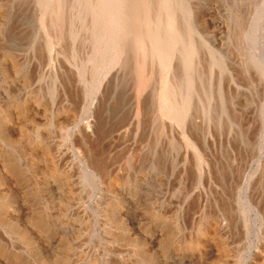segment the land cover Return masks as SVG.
Returning a JSON list of instances; mask_svg holds the SVG:
<instances>
[{
	"label": "rangeland",
	"instance_id": "rangeland-1",
	"mask_svg": "<svg viewBox=\"0 0 264 264\" xmlns=\"http://www.w3.org/2000/svg\"><path fill=\"white\" fill-rule=\"evenodd\" d=\"M64 1L0 0V264H264V0Z\"/></svg>",
	"mask_w": 264,
	"mask_h": 264
},
{
	"label": "bare ground",
	"instance_id": "bare-ground-1",
	"mask_svg": "<svg viewBox=\"0 0 264 264\" xmlns=\"http://www.w3.org/2000/svg\"><path fill=\"white\" fill-rule=\"evenodd\" d=\"M57 1V0H56ZM64 1V0H63ZM77 1H79V0H77ZM76 0L74 1V2H72V4L73 3H76L77 2ZM82 1V0H81ZM93 1V0H92ZM95 1V0H94ZM97 1L98 0H96V3H97ZM102 1H104V0H102ZM102 1H100V2H102ZM144 1V0H143ZM142 1V2H143ZM146 1V0H145ZM161 1V0H160ZM64 2H66V1H64ZM88 2V1H87ZM99 2V3H100ZM120 0H110V2H109V6H107V5H105L104 4V6H101L100 4H96L94 7H92V9L90 10L91 12V14H93L94 16H98L99 18V20L100 19H102V17H106L105 16V12H106V9H109V10H112L113 12H114V17H115V20H114V26H110V24H109V26H107V27H109V29H107V27H104L105 25H102V23H101V25L103 26L102 28H98L97 26H99V22L98 21H96V22H98V25L95 27V29H94V35H95V38L98 40V39H101L102 37H104L105 38V36L106 35H109V38H108V40H110V34L112 33V31H113V29L114 28H116V22L115 21H117V25H120V23H122L124 20L122 19V18H124V17H122V18H119V20H118V18H117V15H119L118 17H120L121 15L123 16V14H124V12H123V14H121L120 13V8L117 6V5H119L120 3ZM150 2V1H149ZM159 2V1H158ZM162 2H164V1H162ZM61 3H63V2H61ZM91 4H88V5H92V2H90ZM95 3V2H94ZM94 3H93V5H94ZM104 3V2H103ZM106 3H108V0H107V2ZM126 3H128V0H126ZM125 3V4H126ZM148 3V2H147ZM161 3V2H160ZM123 4V3H122ZM76 5V4H75ZM77 5H78V2H77ZM87 5V6H88ZM124 5V4H123ZM122 5V6H123ZM162 5V4H161ZM86 6V7H87ZM144 6H146V4L144 5ZM159 6H160V4H159ZM121 7V6H120ZM158 7V6H157ZM71 8V7H70ZM89 8V7H88ZM142 8V7H141ZM74 9V8H73ZM90 9V8H89ZM147 9H148V7H147ZM159 9V8H158ZM68 10V9H67ZM124 9H122L121 11H123ZM127 10V9H126ZM125 10V11H126ZM144 10V9H143ZM142 10V11H143ZM108 12V11H107ZM127 12V11H126ZM144 12V11H143ZM142 12V13H143ZM149 13V12H148ZM152 13V12H151ZM171 13V12H170ZM169 12L166 14V18L164 19L165 20V23L164 24H166V25H168V26H172V27H175V26H173V23L175 22H173V18H172V16H171V14H170ZM107 14V13H106ZM126 14V13H125ZM124 14V15H125ZM141 14V13H140ZM92 15V16H93ZM142 15V14H141ZM150 15V14H149ZM152 15V14H151ZM91 16V15H90ZM91 16V17H92ZM100 16H102V17H100ZM108 16V15H107ZM126 16H129V15H126ZM158 16V15H157ZM161 16V15H160ZM109 17V16H108ZM113 17V16H112ZM174 17V16H173ZM41 18V17H40ZM96 18V17H95ZM142 19H143V21L145 22V23H148L151 19L149 18V16L147 15V13L146 14H144L142 17H141ZM153 18V17H152ZM155 18V17H154ZM97 19V18H96ZM106 19V18H105ZM93 20H94V18H93ZM112 20V19H111ZM127 20H128V18L125 20V22L127 23V24H129L128 22H127ZM131 20V19H130ZM157 20V19H156ZM152 21L151 22V24H153V23H155V27H153L152 26V28H155L154 30H152V31H149L148 33H149V35L150 34H152V36H155V39L156 40H154V44L155 45H151V47H152V49L154 50L155 48H157L158 46H162V45H164V44H168L169 43V41H177L176 39H174V36L176 35L175 34V28H173V30L171 29V31H169L168 33H170L169 35H170V39H167V38H165L164 36L162 37V36H160V34H161V32H163V30H166V28L165 27H163L164 26V24H162L161 22H159V21ZM164 20H163V22H164ZM175 20V19H174ZM61 21V20H60ZM65 21V20H64ZM113 21V20H112ZM95 22V23H96ZM106 22V21H105ZM124 22V23H125ZM177 22V21H176ZM111 23V22H110ZM125 23V24H126ZM63 24V23H62ZM107 24V23H106ZM131 24V23H130ZM52 25V24H51ZM63 25H65V24H63ZM94 25V24H93ZM123 25V24H122ZM121 25V26H122ZM154 25V24H153ZM95 26V25H94ZM93 26V27H94ZM137 26V25H136ZM136 26H135V28H136ZM114 27V28H113ZM123 27V26H122ZM130 27V26H129ZM129 27L127 28V31H128V29H129ZM163 27V30L161 29ZM177 27H178V25H177ZM51 28V27H50ZM131 29H132V27H130ZM139 28V27H138ZM165 28V29H164ZM59 29V28H58ZM69 29V28H68ZM96 29H98V30H96ZM117 29V31H118V28H116ZM126 29V28H125ZM125 29H123V30H125ZM170 29V28H169ZM180 29V28H179ZM178 29V30H179ZM71 30H72V28H71ZM138 30V29H137ZM181 30V29H180ZM62 31V30H61ZM131 31V30H130ZM57 32H58V30H57ZM178 32V31H177ZM60 33V32H59ZM126 33V32H125ZM179 33V32H178ZM147 33H145V35H146ZM61 35V34H60ZM112 35V34H111ZM117 35V34H116ZM119 35V34H118ZM180 35V34H179ZM152 36H150L151 38H152ZM59 37V36H58ZM111 37H113V36H111ZM116 37V36H115ZM115 37H113V38H115ZM119 37V36H118ZM122 37V36H121ZM120 38V37H119ZM112 40V39H111ZM116 40H117V38H116ZM119 40V39H118ZM152 40V39H151ZM116 42V41H115ZM118 45V44H117ZM167 46V45H166ZM110 49V48H109ZM162 49V48H161ZM166 49V48H165ZM153 50H151V51H153ZM156 51V50H155ZM106 54V53H105ZM151 54V53H150ZM160 54V53H159ZM93 56V55H92ZM111 61H112V59H110ZM166 60V59H165ZM106 62V61H105ZM113 62V61H112ZM166 63V62H165ZM139 64V63H138ZM143 65V64H142ZM142 65L140 66V68H141V72L143 73V69H142ZM167 69V68H166ZM141 74V73H140ZM142 75V74H141ZM141 78H143V77H141ZM143 81H144V78H143ZM166 97H167V95H166ZM164 99H166L165 98V96H163V100ZM168 99V98H167ZM173 99V98H172ZM162 100V101H163ZM161 101V102H162ZM173 104V103H172ZM165 107H166V105H165ZM173 107H175V105H173ZM183 107V106H182ZM168 108V107H167ZM171 108V107H170ZM180 109V108H179ZM177 111V110H176ZM181 111V110H180ZM173 114H175V112L173 113ZM176 114H178V113H176ZM181 119V118H180ZM178 121V120H177ZM184 137V136H183ZM187 138V137H186ZM191 146H193V145H191ZM96 157V156H95ZM95 159V158H94ZM92 164H94V163H92ZM11 165V164H10ZM95 165H96V163H95ZM103 165V164H102ZM101 165V166H102ZM12 166V165H11ZM98 167V166H97ZM98 168H100V167H98ZM103 168V167H102ZM10 169H11V167H10ZM13 169V168H12ZM101 169V168H100ZM99 169V170H100ZM104 169V168H103ZM89 175H90V173H89ZM93 175V174H92ZM17 176V175H16ZM2 177V176H1ZM15 177V176H14ZM110 182H111V180H109ZM109 182V183H110ZM0 187H1V184H0ZM109 187V186H108ZM125 189H127V188H125ZM124 189V190H125ZM116 191V190H115ZM122 191V190H121ZM127 191V190H126ZM112 192V191H111ZM118 193H119V191H118ZM117 193V194H118ZM125 193V192H124ZM120 194L122 195V192H120ZM126 194V193H125ZM120 196V195H119ZM131 196V195H130ZM124 197H125V195H124ZM134 197V196H133ZM115 198V197H114ZM116 198H117V195H116ZM131 198V197H130ZM125 199V201L127 202L128 200H129V198H128V200H126V197L124 198ZM131 199H133V198H131ZM112 200V199H111ZM124 201V200H123ZM132 202V201H131ZM110 203V202H109ZM119 203H121V202H119ZM136 203V202H135ZM112 204V203H111ZM129 204H130V202H129ZM133 204V203H132ZM121 205V204H120ZM123 205H124V203H123ZM122 205V206H123ZM136 205V204H135ZM137 205H138V203H137ZM11 207V206H10ZM83 207H84V205H83ZM132 207V206H131ZM128 208V207H127ZM119 209V208H118ZM121 209V208H120ZM128 209H130V208H128ZM2 210V209H1ZM112 210V209H111ZM131 210H132V208H131ZM133 210H134V208H133ZM123 211V210H122ZM73 212V211H72ZM77 212H79V211H77ZM82 212V211H81ZM83 212H84V210H83ZM75 213V212H74ZM73 213V214H74ZM117 213H119V212H117ZM117 213H116V215H117ZM130 213V212H129ZM108 216V215H107ZM114 216V215H113ZM125 216H126V214H125ZM127 216H128V214H127ZM131 216V215H130ZM210 216V215H209ZM4 217V216H3ZM134 218H136V216L135 217H133V220H134ZM74 219H76V218H74ZM126 219V218H125ZM129 219H131V218H129ZM137 219V218H136ZM215 219V218H214ZM127 220V219H126ZM71 221H73V220H71ZM76 221V220H75ZM110 221V220H109ZM213 221V220H212ZM215 221H213V223H214ZM76 224V223H75ZM129 224H130V222H129ZM5 225V224H4ZM123 226V225H122ZM122 226H120V227H122ZM127 226V225H126ZM119 226H117V228H118ZM114 228H115V226H114ZM122 228H124V226L122 227ZM126 229V228H125ZM128 229V228H127ZM208 229V228H207ZM122 230V229H121ZM120 230V231H121ZM122 232V231H121ZM124 232H125V230H124ZM136 232V231H135ZM127 233V232H126ZM129 234V233H128ZM132 234V233H131ZM135 234V233H134ZM146 234H144V236H145ZM119 236V235H118ZM144 239V238H143ZM149 240V239H148ZM160 241V240H159ZM187 243H185L184 245H186ZM141 245V244H140ZM145 244H143V246H144ZM175 247V246H174ZM141 248V247H140ZM163 248V247H162ZM188 248H190V247H188ZM194 248V247H193ZM74 249V248H73ZM195 249V248H194ZM83 250V249H82ZM183 250V249H182ZM83 256V255H82ZM175 256V255H174Z\"/></svg>",
	"mask_w": 264,
	"mask_h": 264
}]
</instances>
